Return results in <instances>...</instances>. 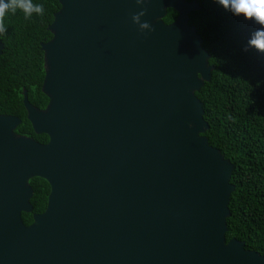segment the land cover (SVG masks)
Here are the masks:
<instances>
[{
	"label": "water",
	"instance_id": "water-1",
	"mask_svg": "<svg viewBox=\"0 0 264 264\" xmlns=\"http://www.w3.org/2000/svg\"><path fill=\"white\" fill-rule=\"evenodd\" d=\"M58 1L42 44L49 103L22 101L49 141L0 115V264H264L226 239L234 165L205 136L196 93L214 67L190 25L197 1L149 0L145 34L135 0ZM33 177L51 192L26 226Z\"/></svg>",
	"mask_w": 264,
	"mask_h": 264
},
{
	"label": "trees",
	"instance_id": "trees-1",
	"mask_svg": "<svg viewBox=\"0 0 264 264\" xmlns=\"http://www.w3.org/2000/svg\"><path fill=\"white\" fill-rule=\"evenodd\" d=\"M197 1L200 10L190 15V25L202 38V47L209 54L208 64L214 67L210 82L204 83L197 98L203 103L204 118L209 126L205 136L212 147L219 149L234 165L227 219V242L242 241L246 249L264 256V52L254 48L245 51L250 33L256 25L234 17L215 0ZM43 5L44 14L26 19L17 9L4 17V45L0 55V115L21 120L15 132L49 141L46 133H37L27 119L23 106V90L32 106L45 110L49 100L42 91L45 61L42 44L52 39L48 30L61 5L58 0H32ZM178 13L169 9L164 21L171 24ZM35 211L46 208L50 184L42 177H33ZM22 221L28 224L26 215Z\"/></svg>",
	"mask_w": 264,
	"mask_h": 264
},
{
	"label": "clouds",
	"instance_id": "clouds-1",
	"mask_svg": "<svg viewBox=\"0 0 264 264\" xmlns=\"http://www.w3.org/2000/svg\"><path fill=\"white\" fill-rule=\"evenodd\" d=\"M149 0H135V4L140 8L139 11L131 15V21L137 25L140 34L150 33L154 28L148 21H142L141 18L147 13L145 5ZM226 11L230 12L236 18H242L245 22H251L256 25V29L250 33L245 51L248 48H254L259 52H264V0H215ZM17 9L24 13L26 19L36 15L44 14L43 5L33 4L32 0H0V33H5L4 17L11 11Z\"/></svg>",
	"mask_w": 264,
	"mask_h": 264
},
{
	"label": "flooded vegetation",
	"instance_id": "flooded-vegetation-1",
	"mask_svg": "<svg viewBox=\"0 0 264 264\" xmlns=\"http://www.w3.org/2000/svg\"><path fill=\"white\" fill-rule=\"evenodd\" d=\"M4 50V49H3ZM3 54V53H2ZM32 179V178H31ZM30 183H31V180H30ZM33 187V186H32ZM33 192H34V188H33ZM50 192H51V190H50ZM50 195V194H49ZM33 196H34V193H33ZM33 198V197H32ZM49 198V197H48ZM31 204H32V202H31ZM47 204H48V202H47ZM32 207H33V209H32V211L31 212H27V213H22L21 214V217H22V215H26L27 216V218H28V224H25V223H23V224H25L26 226H30V225H32L33 223H34V216L35 215H41V214H43L45 211H46V209H47V205H46V208L44 209V210H42V211H40V212H38V211H35V208H34V206H33V204H32ZM22 219V218H21ZM23 222V221H22Z\"/></svg>",
	"mask_w": 264,
	"mask_h": 264
}]
</instances>
